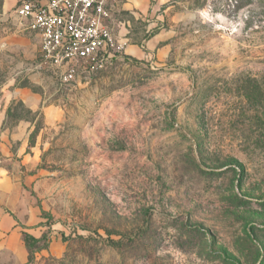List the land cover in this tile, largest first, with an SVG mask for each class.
I'll list each match as a JSON object with an SVG mask.
<instances>
[{"label": "rangeland", "instance_id": "obj_1", "mask_svg": "<svg viewBox=\"0 0 264 264\" xmlns=\"http://www.w3.org/2000/svg\"><path fill=\"white\" fill-rule=\"evenodd\" d=\"M155 1L111 15L125 56L53 68L0 0V264H264V0Z\"/></svg>", "mask_w": 264, "mask_h": 264}, {"label": "built area", "instance_id": "obj_2", "mask_svg": "<svg viewBox=\"0 0 264 264\" xmlns=\"http://www.w3.org/2000/svg\"><path fill=\"white\" fill-rule=\"evenodd\" d=\"M117 0H18L14 13L39 36L44 62L56 68L66 61L94 65L126 54V44L104 24L108 4ZM73 78L71 70L61 76Z\"/></svg>", "mask_w": 264, "mask_h": 264}, {"label": "crops", "instance_id": "obj_3", "mask_svg": "<svg viewBox=\"0 0 264 264\" xmlns=\"http://www.w3.org/2000/svg\"><path fill=\"white\" fill-rule=\"evenodd\" d=\"M17 3L18 0H5L7 6L13 7V13ZM155 4H158V0L155 1ZM150 6V0H117L109 3V17L104 20V24L112 30L110 24L111 15H144L149 11ZM156 9L155 7L154 14L157 12ZM130 51H135V48L130 47ZM10 146L8 130L5 129V117L0 112V206L3 205L7 209L12 210L18 204L21 191L18 183L12 179L2 164L12 157Z\"/></svg>", "mask_w": 264, "mask_h": 264}, {"label": "trees", "instance_id": "obj_4", "mask_svg": "<svg viewBox=\"0 0 264 264\" xmlns=\"http://www.w3.org/2000/svg\"><path fill=\"white\" fill-rule=\"evenodd\" d=\"M22 241L28 252V262L31 263L34 259V253L49 245V236L43 232L39 237H35L26 231H22Z\"/></svg>", "mask_w": 264, "mask_h": 264}]
</instances>
